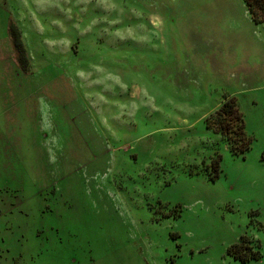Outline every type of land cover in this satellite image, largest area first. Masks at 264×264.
<instances>
[{"label": "rangeland", "instance_id": "374dc122", "mask_svg": "<svg viewBox=\"0 0 264 264\" xmlns=\"http://www.w3.org/2000/svg\"><path fill=\"white\" fill-rule=\"evenodd\" d=\"M241 236L258 259L227 254ZM0 264H264V22L243 0H0Z\"/></svg>", "mask_w": 264, "mask_h": 264}, {"label": "trees", "instance_id": "16d2710c", "mask_svg": "<svg viewBox=\"0 0 264 264\" xmlns=\"http://www.w3.org/2000/svg\"><path fill=\"white\" fill-rule=\"evenodd\" d=\"M247 7L250 18L255 23L264 22V0H243ZM8 30L12 35V45L16 48L17 58L23 50V46L19 37V31L11 18L7 17ZM19 61V60H18ZM22 71L25 69L20 67ZM216 124L220 133L225 137L229 144L230 153L232 155H243L251 146L252 137L245 131V122L243 113L241 112L236 99L232 95L223 98L221 103L215 109ZM206 127H210V122H206ZM215 176H210L214 179ZM251 240L247 236H241L238 242L229 245L226 249L228 255L233 259L241 262L258 259L260 251L258 245L254 247Z\"/></svg>", "mask_w": 264, "mask_h": 264}]
</instances>
